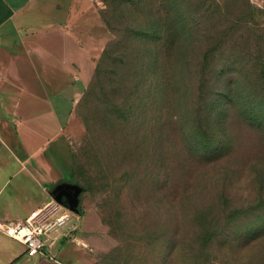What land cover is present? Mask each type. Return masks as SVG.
I'll list each match as a JSON object with an SVG mask.
<instances>
[{"label":"rangeland","instance_id":"374dc122","mask_svg":"<svg viewBox=\"0 0 264 264\" xmlns=\"http://www.w3.org/2000/svg\"><path fill=\"white\" fill-rule=\"evenodd\" d=\"M78 1L71 19H33L76 29L75 69L27 55L3 68L45 183L82 187L78 227L55 246L88 264H264V6ZM56 72L71 76L65 99Z\"/></svg>","mask_w":264,"mask_h":264},{"label":"crops","instance_id":"0c3cea01","mask_svg":"<svg viewBox=\"0 0 264 264\" xmlns=\"http://www.w3.org/2000/svg\"><path fill=\"white\" fill-rule=\"evenodd\" d=\"M2 1L9 6L12 13L0 23V223L25 219L38 213L48 204L51 210H55L53 216L61 214L64 210L54 203L52 191L57 183L52 187L47 186L45 175L40 171V163H36L38 161L34 156L35 144L32 142L34 131L28 127L30 123L25 119L26 131L21 133L17 129L19 121L8 117L10 113L16 114L17 104L11 103L12 91H7L4 97L1 92L5 93L4 84H13L15 79L12 75H4L3 68L9 64L11 67L18 65L20 59L27 55L32 64L38 63L43 68L63 66L68 71L75 69V56L82 51L78 47V32L75 28L70 30L48 22L33 21L34 18L41 19V16L45 19L51 18L55 14H67L71 19L73 14H80L78 0H1L0 16ZM253 1L264 6V0ZM63 2L67 3L64 9L61 4ZM50 57L54 60H50ZM59 74H48V79L52 80L53 90L59 93L60 98L65 99L66 88L59 84L68 82L71 76ZM78 77L76 76L77 79ZM54 108L62 122L65 111L56 104ZM12 122L16 126V133L13 131ZM79 220L73 216L64 226L63 234L68 233L70 236L74 231L73 226H76ZM56 242L52 243L51 247L54 257L29 255L25 243L0 228V264H88L86 258L78 255L77 246H55Z\"/></svg>","mask_w":264,"mask_h":264},{"label":"built area","instance_id":"2783aa9c","mask_svg":"<svg viewBox=\"0 0 264 264\" xmlns=\"http://www.w3.org/2000/svg\"><path fill=\"white\" fill-rule=\"evenodd\" d=\"M54 203L59 209H64L57 216H53L55 210H51L48 204L38 213L31 214L25 219L1 222L0 228L8 235L25 243L29 255L41 254L54 257L52 243L64 233V226L72 220L73 216L77 220L82 216L81 211L75 212L55 199ZM77 227V225L73 226V229Z\"/></svg>","mask_w":264,"mask_h":264},{"label":"water","instance_id":"95a60500","mask_svg":"<svg viewBox=\"0 0 264 264\" xmlns=\"http://www.w3.org/2000/svg\"><path fill=\"white\" fill-rule=\"evenodd\" d=\"M81 190L82 187L78 183L60 182L55 186L52 193L57 202L75 212H80L79 195Z\"/></svg>","mask_w":264,"mask_h":264},{"label":"trees","instance_id":"16d2710c","mask_svg":"<svg viewBox=\"0 0 264 264\" xmlns=\"http://www.w3.org/2000/svg\"><path fill=\"white\" fill-rule=\"evenodd\" d=\"M1 1V0H0ZM1 9H2V14H1V16H0V23L2 22V21H4L7 17H9L10 15H11V13H12V10L9 8V6L4 2V1H2V3H1ZM209 53H211L210 51H208V52H205L204 53V55H203V59L207 62V61H209ZM241 212V210H235V213H240ZM260 228H261V226H259L257 229H256V231L258 232L259 230H260ZM217 231V229H214V228H211L210 230H208L206 233H205V238H206V240L207 241H210L213 237H214V235H215V232ZM252 233H254L253 232V230L251 231ZM252 235V234H251Z\"/></svg>","mask_w":264,"mask_h":264},{"label":"flooded vegetation","instance_id":"af4514ba","mask_svg":"<svg viewBox=\"0 0 264 264\" xmlns=\"http://www.w3.org/2000/svg\"><path fill=\"white\" fill-rule=\"evenodd\" d=\"M62 182H64V181H62ZM59 183H60V182H59ZM57 184H58V183H57ZM55 185H56V184H55ZM55 185H54V186H55ZM61 190H62V189H61Z\"/></svg>","mask_w":264,"mask_h":264}]
</instances>
